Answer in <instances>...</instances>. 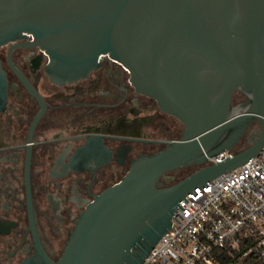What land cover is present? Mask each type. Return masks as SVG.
I'll return each instance as SVG.
<instances>
[{
	"label": "water",
	"instance_id": "95a60500",
	"mask_svg": "<svg viewBox=\"0 0 264 264\" xmlns=\"http://www.w3.org/2000/svg\"><path fill=\"white\" fill-rule=\"evenodd\" d=\"M24 35L48 56L51 82L84 79L108 57L183 127L86 205L56 264L142 263L187 194L264 147V0H0V46ZM5 87L0 70V108ZM235 92L247 100L234 108ZM253 123L259 130L249 147L207 163ZM190 167L179 182H160Z\"/></svg>",
	"mask_w": 264,
	"mask_h": 264
},
{
	"label": "flooded vegetation",
	"instance_id": "af4514ba",
	"mask_svg": "<svg viewBox=\"0 0 264 264\" xmlns=\"http://www.w3.org/2000/svg\"><path fill=\"white\" fill-rule=\"evenodd\" d=\"M32 43L24 35L0 46V264H56L86 205L183 129L135 90L121 64L104 57L86 78L58 85ZM246 100L235 92L232 107ZM258 130L253 123L231 150L249 147ZM185 169L160 182L175 184Z\"/></svg>",
	"mask_w": 264,
	"mask_h": 264
},
{
	"label": "built area",
	"instance_id": "2783aa9c",
	"mask_svg": "<svg viewBox=\"0 0 264 264\" xmlns=\"http://www.w3.org/2000/svg\"><path fill=\"white\" fill-rule=\"evenodd\" d=\"M234 155L225 150L207 163ZM254 158L187 194L140 264H264V147Z\"/></svg>",
	"mask_w": 264,
	"mask_h": 264
},
{
	"label": "trees",
	"instance_id": "16d2710c",
	"mask_svg": "<svg viewBox=\"0 0 264 264\" xmlns=\"http://www.w3.org/2000/svg\"><path fill=\"white\" fill-rule=\"evenodd\" d=\"M195 170H196V169H195ZM195 170H192V169H190V170H187V169L182 170L181 173H182V176H184V177H182V179L185 178V177H187L188 175H190V174H191L192 172H194Z\"/></svg>",
	"mask_w": 264,
	"mask_h": 264
},
{
	"label": "rangeland",
	"instance_id": "374dc122",
	"mask_svg": "<svg viewBox=\"0 0 264 264\" xmlns=\"http://www.w3.org/2000/svg\"><path fill=\"white\" fill-rule=\"evenodd\" d=\"M172 139L175 140V139H177V138H172ZM195 169H196V168H195ZM195 169H192V170H195ZM182 177H184V176H182V173H181V172H180L178 175L174 176V178H175V182L181 180Z\"/></svg>",
	"mask_w": 264,
	"mask_h": 264
}]
</instances>
